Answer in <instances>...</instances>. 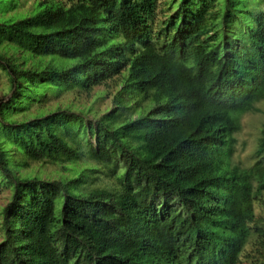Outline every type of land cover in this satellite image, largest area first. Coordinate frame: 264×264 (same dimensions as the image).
<instances>
[{
	"label": "trees",
	"instance_id": "1",
	"mask_svg": "<svg viewBox=\"0 0 264 264\" xmlns=\"http://www.w3.org/2000/svg\"><path fill=\"white\" fill-rule=\"evenodd\" d=\"M70 1L0 24V264H264V124L252 165L232 163L264 102V0H171L160 19L158 0ZM112 82L97 120L44 110ZM82 159L114 183L18 174Z\"/></svg>",
	"mask_w": 264,
	"mask_h": 264
},
{
	"label": "rangeland",
	"instance_id": "2",
	"mask_svg": "<svg viewBox=\"0 0 264 264\" xmlns=\"http://www.w3.org/2000/svg\"><path fill=\"white\" fill-rule=\"evenodd\" d=\"M49 0H0V24L12 23L27 17L34 16L40 11L39 3H45ZM68 7L70 0H52ZM76 1V0H74ZM171 0H158L157 14L159 19L167 12L168 4ZM264 11V2L261 5ZM4 48H0V54L6 53ZM10 52H8L9 54ZM118 90V82L109 83L108 86L96 87L90 93L82 90H64L60 92H48L44 103V110L70 109L76 113H83L88 120L94 121L101 118L104 114L114 108L113 99ZM10 82L8 76L0 71V100L9 97ZM257 111L246 114L241 119V130L235 136L237 140L236 152L233 155L232 163L244 167L252 165L254 162V153L260 138L261 127L264 124V102L257 107ZM36 109L33 106L29 110L32 114ZM26 113V112H25ZM89 169H95L93 174ZM88 174L90 177L87 185L105 186L113 184L114 180L106 174L103 167L96 166L87 159L74 164L64 163H43L30 162L28 167H20L18 174L24 177L38 176L44 180H70L78 177L81 173ZM11 188L4 182H0V215L3 207L9 202ZM1 223V216H0ZM2 233L0 230V242ZM255 248L248 246L247 254H255Z\"/></svg>",
	"mask_w": 264,
	"mask_h": 264
}]
</instances>
